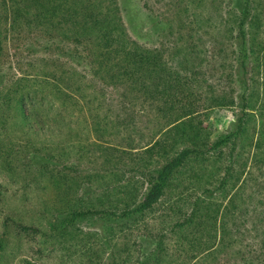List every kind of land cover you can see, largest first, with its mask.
Listing matches in <instances>:
<instances>
[{
	"label": "trees",
	"instance_id": "obj_1",
	"mask_svg": "<svg viewBox=\"0 0 264 264\" xmlns=\"http://www.w3.org/2000/svg\"><path fill=\"white\" fill-rule=\"evenodd\" d=\"M232 1L233 14L227 25L236 40L232 47L235 57L228 74L226 64H220L225 76L217 83L221 86L225 80L230 89L220 93L199 70L204 60L193 50L196 48L189 49L186 57L167 59L159 51L140 46L126 27L119 0H0V57L9 40L32 38L36 44L51 42L52 50H48L56 58L28 78L12 80L0 69V163L10 168L25 153L27 162L22 166L48 176L54 190L48 208L54 219L51 233L56 234L52 239L69 245L74 232L76 244L67 249H73L82 264H185V256L187 264H199L240 243L242 236L234 235L230 228L236 224V231L244 214L256 218L252 232H258L257 224L264 223V93L249 87L248 82L238 89L240 77L249 73L260 77L264 71V41L258 44L254 38L262 29L264 0H229L228 4ZM195 23L199 28L200 23ZM178 49L173 50L174 56L180 55ZM76 59L93 62L92 78L122 90L124 105L125 101L145 105L154 117L151 134L143 132L139 144L128 138L118 148L105 140L109 123L98 115L96 122L92 116L93 148L81 153L97 161L102 155L103 170L98 175L82 174L70 162L74 146L70 141L69 145L51 146L47 141L37 147L35 138L29 137L32 130L37 135L34 121L41 116L38 110L28 113L25 106L34 89L36 93L48 89L72 108L78 106L74 96L79 99L90 88L84 74L78 70L70 74L65 62ZM237 106L240 116L232 133L215 137L204 126L207 112ZM19 122L32 127L24 133ZM18 132L21 136L14 139ZM128 175L145 178L148 185ZM96 190L97 195L85 199L86 191ZM166 203L171 214L180 216L171 229L182 234L174 250L159 241L152 253L139 256L126 242L112 248L111 240L93 242L91 234L80 239L76 234L82 221L101 222L103 229L111 231L121 228L122 233L139 228ZM260 243L264 248V240ZM102 252L108 257L106 262ZM240 256L245 263H254L242 253ZM259 257L264 253L256 256L262 261Z\"/></svg>",
	"mask_w": 264,
	"mask_h": 264
},
{
	"label": "rangeland",
	"instance_id": "obj_2",
	"mask_svg": "<svg viewBox=\"0 0 264 264\" xmlns=\"http://www.w3.org/2000/svg\"><path fill=\"white\" fill-rule=\"evenodd\" d=\"M119 1L126 27L140 46L146 50L159 51L165 54L167 59L186 57L189 49L196 48L193 50L201 54L200 57L204 60L199 66L201 73L206 74L207 78L215 83L214 86L218 91L220 90V93L230 90L225 80L221 82V86L217 82L225 76L220 64H226L224 71L228 74L231 71L228 67L232 66L235 57L232 47L236 40L233 39V35L231 36L230 26L227 25V20L232 18L233 1L230 4H228L229 0ZM260 10L264 13V8ZM193 21L199 22L200 27L198 28L196 23L192 24ZM260 25L262 29L254 37L258 44L264 41V15ZM183 37L184 40H181L180 38ZM7 43L0 57V69L12 80L36 75L38 70H45V67L51 65V62L53 63L56 59L48 50L52 45L51 42L43 40L36 44L32 38L30 40L26 38L24 41L9 40ZM175 47L179 48L178 57L173 55ZM68 52H70L69 49ZM76 60V62L67 60L65 63L70 74L78 70L85 75L88 87L90 86L86 93L80 96V98L84 96L85 99H75L74 96L78 106L70 108L68 105L64 106L62 101L48 89L38 93L34 89L30 95L31 100L26 101L25 106L30 109H27L28 113L38 110L41 116L40 121H34L37 123L34 125L35 128L33 127L34 131L37 130V135L32 134V130L29 131V137L35 138L37 147H42V143L47 141L50 146L60 142L69 145L70 141L71 145L74 144L73 158L70 162L74 163L76 169L82 174L98 175L103 170L102 155L97 161L90 159V155L81 153L83 149L93 148L90 145L95 140L91 133L93 124L91 118L95 119L98 115L105 120L103 122L109 123L105 138L107 145L121 148L125 146L128 138H134L136 144H139L143 132L145 135L151 134L154 117L151 118V113L145 105L136 106L129 101H125L124 105V101L120 99L122 90L104 86L102 82L92 78L93 62L90 63L89 60L83 63L79 59ZM248 75L246 78L240 77L238 89L240 90L245 82L246 84L248 82L249 87L255 90L259 88V91L264 93V71L260 77L257 74L252 76V73ZM101 104L103 108H100ZM206 114L209 118L206 117L204 120V126L218 137L220 134L227 135L234 131L240 109L238 106L217 108ZM121 122L125 123L124 127L120 125ZM18 126L24 133L32 127L21 122ZM135 131L138 134H135ZM21 134L22 132L15 133L13 138L16 139L15 135L21 136ZM63 136L67 137L63 138ZM29 137H23L22 140ZM59 138L62 141H59ZM21 158L22 162L13 163L10 168L0 163V264H82L79 255H75L73 249H67L71 243L76 244V240H73L74 232L69 245H63L52 239L56 234L51 233V221L54 219L50 216L48 208L51 207L54 190L48 176L44 175L43 171L38 172L36 168L30 166L24 168L21 163L27 162L25 161L27 155L24 153ZM133 176L128 175L134 178L135 182L148 185L145 178ZM98 192V190L86 191L85 199L90 200ZM79 194L82 195V191ZM242 208L246 211L248 207ZM170 212L171 206L166 203L157 209L155 216L151 214L147 218L149 223H143L139 228H132L129 231L127 229L124 233L121 228L113 229L114 231L110 228L103 229L101 222L82 221L76 226L79 230L76 234L79 235V239L91 234L93 242L98 241L99 238L109 242L111 240L112 248L128 243L135 248V253L139 256L152 253L159 241H163L166 248L174 250L176 241L182 234L171 231L180 216ZM244 215L243 221L237 222L239 228L236 231H234L236 224L230 223V229H233L234 235L242 236L240 243L238 241L235 244L237 246H233L225 253L220 254L219 251L216 258L210 255L199 264H247L242 260L241 253L248 260H254L253 264H264V257H259L262 261L256 259L258 254L264 253L260 243L264 240V223L257 224L258 232H252L256 218L254 219L253 214ZM135 239L138 243H135ZM106 250L110 253L109 249ZM101 256L104 262L108 260L103 252ZM182 260H185L187 264L186 256ZM148 264L153 263L150 261Z\"/></svg>",
	"mask_w": 264,
	"mask_h": 264
}]
</instances>
